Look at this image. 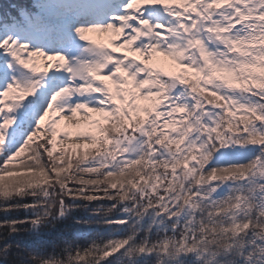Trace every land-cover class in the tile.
<instances>
[{"label": "clouds", "instance_id": "obj_1", "mask_svg": "<svg viewBox=\"0 0 264 264\" xmlns=\"http://www.w3.org/2000/svg\"><path fill=\"white\" fill-rule=\"evenodd\" d=\"M52 3L40 0L34 7L41 13ZM260 5L264 0H254L246 13L231 6L213 12L200 0L194 15L187 14V9L182 13L166 5L149 12L151 23L143 26L142 33L147 34L150 43L143 50L165 52L183 70L167 75L169 71L164 68L138 66L155 82L156 109L132 132L125 130L126 147L120 149L128 154L125 160L114 161L110 168L99 160L86 162L99 165L100 170L93 173L97 182H85L84 188L102 192L103 196L88 194L83 198L114 201L106 207L101 205L106 213H131L124 219L103 223L123 224L126 230L137 225L114 264H128L122 261L128 256L140 257L132 264H264V80L237 71L244 62L252 63L264 56V47H253L247 54L241 52L252 41H264V7H260L255 22L251 19ZM244 14L249 17L246 21L242 20ZM78 39L83 43L63 55L65 65L58 67L67 73L65 78L70 82L74 81L73 73L82 67L85 53L94 54L93 64L110 54L79 34ZM74 84L68 86L62 104L78 102L76 88L82 85ZM37 161L50 175L52 168L59 167L46 158L39 145L21 167L36 168ZM76 169L71 180H82L90 171L81 162L76 163ZM109 171L117 173L124 183L109 187L104 179ZM60 180L66 182L69 177ZM14 187L19 191L11 199L32 197L34 220L46 225L49 232L55 230L58 217L65 216L64 209L87 208L86 204L64 203L63 196L68 195L65 184L60 183L62 194L56 191V182L38 187L21 182ZM58 199L62 207L54 214ZM121 204L131 207H118ZM16 207L29 209L23 204ZM73 222L93 224L91 220ZM13 231L25 233L29 229ZM137 234H141L139 242L132 239ZM80 239L79 233L50 239L52 251L47 256L42 247L32 249L24 244L16 245L9 254L13 246L5 244L0 264H102L107 258L104 254L116 241L98 244L88 237L83 246Z\"/></svg>", "mask_w": 264, "mask_h": 264}, {"label": "rangeland", "instance_id": "obj_2", "mask_svg": "<svg viewBox=\"0 0 264 264\" xmlns=\"http://www.w3.org/2000/svg\"><path fill=\"white\" fill-rule=\"evenodd\" d=\"M81 1L83 2L85 0ZM81 1L53 0V3L49 7L50 16L48 18L49 21L46 22L47 25H45L47 29L46 31L42 28V30L38 29L39 22L37 25L35 24L36 26L34 25L35 27L30 26L33 28H31V30H28V28L24 29L23 27L7 29L6 31L3 30V32L0 33V40L5 37L16 39L19 43H23L27 46L25 49L26 51L33 50L34 48H40V50L44 51L46 54H55L58 52L62 55H67L69 52H74L76 50V46L83 43L79 41L78 34L73 31L75 27H89L95 24H103L109 22L117 14L111 11L109 12L111 14L103 20H101L100 16L96 15L95 11L85 15L84 13L90 11L94 6H97L95 8L96 10L103 7L107 8L109 0H96L94 2L88 0L87 3L83 2L84 4H82ZM169 1L184 6L179 8L178 11L184 13L187 9V14L192 15H194V10L196 9L193 4L200 2V0ZM204 2L207 3L208 6H214L213 12L231 6L232 8L239 9L241 13H246L249 8H252L254 0H204ZM154 6L143 5L138 11L141 15H143L144 8H155L156 6ZM260 7H264V5L257 6L253 12L251 17L253 22H255V18L259 13ZM213 18H215V16ZM93 19L94 21H92ZM248 19L249 17L246 14L242 15L243 21ZM138 20L139 17H137V21ZM26 24L28 25V22ZM236 26L240 27L239 24ZM24 33L27 34L24 36ZM119 35L120 36H114L111 33L90 34V39L87 41H89L95 48L107 50L110 54L107 55L102 62L96 64L92 63L93 53L84 54L83 66L78 70V74L73 78L74 81H77L73 87H75L76 84L82 85L80 91L76 92V95L78 97H82L83 99H79L76 103L82 104L83 106L78 108V112L74 114L71 121H65L63 120V117L67 115L66 112L68 111V108L64 109L65 113L57 114L54 105V109L50 113V116L45 122H42L41 128L37 130V135L33 138V141H31L35 144L41 142L45 143L46 141L50 142V144L47 145L51 148L48 155L52 158L57 157L58 159H61L67 157V160L68 158L72 160L75 155H78L77 158H79V160H83L85 158V156H83L85 151H88L87 148L91 147L90 145L92 143H98L100 148H109L111 150L110 154L112 153L113 156H116L121 148L124 146L126 147L127 142L124 141V135H126L125 130H127V132H132V130L121 125L118 120L117 123L112 121L111 123L105 124L106 117L112 114V110L116 108V105L112 103L110 96L113 92H115L118 99L123 101L127 98V103H125L127 105L124 106H131L128 107V109L135 108L137 104L133 103V100L137 99V96L134 89L140 86V82L142 80H147L149 83L139 88V97H144V94L148 92L153 94L155 92L154 80L145 76L142 68L138 70V66H147L150 69H160L161 67L147 63L151 55L159 52L156 49L151 50V52H145L142 49L139 53H137L136 48L134 47L135 42L130 40L128 44L123 45L122 49L115 50L116 47L121 44L124 32L122 31ZM135 35L137 38L144 37L142 32H137ZM6 55L7 53H5L3 49H0V65H3L4 68H8V64L4 60ZM79 58L80 57H77V59ZM106 58L110 59L109 63L105 61ZM8 61L11 62L13 67L8 69L7 73L0 71V77L7 74L8 81L10 82L14 76L16 83H20L22 86H31L32 91L29 92L22 100L9 102L11 104L10 109L6 108L3 112H0V124L3 123L5 115H11L12 119L14 118L13 122L16 118L21 117V123L24 121V129L20 131L19 135L21 134L22 136L19 139L23 140L27 137V134L34 130L35 120L38 119L40 114H42L43 109L47 106V102L51 98V95L55 91H58L59 87L64 86L60 78H65L67 73L64 72L63 69L58 68V62H56V68H49V71L46 73H33L30 69H25L23 65L17 63L14 58L10 56L8 57ZM33 63L35 65H40L41 67L46 66L47 64L46 61L41 64L39 58H34ZM112 66H118L119 70H115L111 75H108L105 69ZM180 68L178 71L183 70ZM20 73H23L24 75H20ZM166 74H173V72L169 71ZM128 84L131 85L130 88L121 87L122 85ZM44 85L50 86L46 88ZM114 86H116L117 89H114ZM97 89H99V91H97ZM149 99L152 105H157L158 96L153 95L149 97ZM85 101L101 103L105 106L104 111L107 112V115L105 117L94 116V118L101 119L103 122L93 121V125L95 126V132L93 134L76 135V125L82 120V116L86 115L87 109L92 106L91 104L85 103ZM57 103L59 105V100ZM140 103H144V101H140ZM12 126L13 125L11 124L4 129H0V134L2 133L5 138L8 139L9 129H13ZM116 126L119 127L121 135L107 137L108 129L116 128ZM65 131L68 132V135L64 133ZM83 141H86L87 144H81ZM15 143L16 142L10 145V147L13 148L12 150L16 147ZM103 153L104 152H97L94 155L91 154L89 156H97L100 158L99 156ZM106 154L107 153L103 155V159ZM47 159L49 160V158ZM77 162L83 163L84 160ZM68 164H70V162ZM14 171H16L15 173L26 172L25 169ZM37 179L38 176L35 177L36 182L39 181H37Z\"/></svg>", "mask_w": 264, "mask_h": 264}, {"label": "snow or ice", "instance_id": "obj_3", "mask_svg": "<svg viewBox=\"0 0 264 264\" xmlns=\"http://www.w3.org/2000/svg\"><path fill=\"white\" fill-rule=\"evenodd\" d=\"M169 0H109V5L111 11L117 13L113 19L109 22L103 24H95L89 27H75V32L79 34L84 40L90 39V34L94 33H111L114 36H120L119 34L123 31L124 35L122 36L123 42L116 47L115 50H120L123 48L124 44H128L131 41H134V47L136 48V52L139 53L146 44H149L150 41L147 38V34H144V37L137 38L135 33L143 32V26L150 24L149 20V12L153 8H144L143 15L138 11L141 9L143 5H155L159 7L160 5H167ZM139 6V7H138ZM155 7V8H156ZM137 17L139 20L137 21ZM26 45L23 43H19L16 39H12L10 37H5L0 40V49H3L7 55L4 57L5 62L8 64V68H4L3 65H0V71L5 73L8 72V69L12 68L13 65L10 61H8V57L14 58V60L23 65L25 69H30L33 73H46L49 71V68H56L58 62V67H63L65 65V58L60 53L55 54H46L44 51L40 50V48H34L33 50L26 51ZM34 58H39L41 64L44 61L47 62L46 66L41 67L40 65H35L33 63ZM138 59V57H137ZM147 63L155 66H159L161 68L167 69L168 71L174 72L178 71L180 66L176 65L174 61L171 60L170 55L165 52H156L151 55ZM119 70L118 66H112L105 71L108 75H111L113 71ZM77 72H74L73 75H77ZM20 75H24L20 73ZM63 82L62 87H59L58 91H55L50 100L47 102V106L43 109L42 114L39 115L38 119L35 120V128L27 137L23 139L22 143L19 144L14 150L11 149L10 145L15 142L16 134L14 129H9V140L5 142V136L0 134V145H4L3 149H0V199L5 201H11V197L15 192H18L19 189L14 187L16 185L23 184L28 187H33L35 181V177L39 176L42 180L49 179H57V176L54 174L56 172L55 168H52V175L49 174L48 170L43 166L41 161H37L39 164L36 168L31 167H23L26 170V173H15L8 165L15 158L19 157L26 148L30 146V142L33 141V138L37 135V130L41 128L42 122H45L46 119L50 116V113L54 109L57 114L65 113L64 109L68 108L66 112L67 115L63 117L65 121H71L74 117V114L78 112V108L82 107V104L72 103V104H62L61 100L64 99L65 95L68 94V86L75 81H68L66 78H60ZM149 83L147 80H142L140 82V86L134 89V92L137 96V99L133 100V103L140 105H149L151 101L149 97L155 95L153 93H145L144 97H139V88ZM121 87L130 88L131 85H122ZM81 87L76 88V92L80 91ZM32 91L31 86H22L20 83L15 82V77L13 76L12 81H8L7 74L3 77H0V112H3L4 109H10L11 104L10 101L22 100L29 92ZM99 91V89H97ZM7 98V99H5ZM79 99H83L79 97ZM112 102L116 105L114 111L119 112L120 108L127 103V98L125 100H120L117 98L116 93L113 92L110 96ZM59 100V105H58ZM140 101H144V103H140ZM87 104H91L92 106L87 109L86 115L82 116V120L76 125L77 132L76 135H85V134H93L95 132V126L93 125V121L103 122L101 119L94 118L95 117H105L107 112L104 111V105L101 103H93L92 101H85ZM13 124V119L11 115H5L3 119V123L0 124V129L6 128L8 125ZM65 134L68 135V132L65 131ZM50 142H45L39 144L40 149L43 151L44 155H48L51 151L49 145ZM86 145L87 142L83 141ZM35 150V149H34ZM130 151L135 152V148H130ZM48 158L52 160L53 158L48 155ZM58 159V158H55ZM122 174V173H121ZM109 176L112 177L109 179ZM7 178V179H6ZM105 180H108L109 187L115 188L117 184L120 182L116 173L109 171L108 174L104 177ZM71 180V177H69ZM87 183H96V180L93 181H85ZM62 186L64 182H61ZM123 199V197H121ZM17 203H9L7 207L4 209L5 211L17 209ZM24 207H35V204H23ZM126 212V210H125ZM38 221L32 220V223L35 224ZM24 223L23 220L20 219H9V220H0V226L7 225L10 229V232L16 233L13 231L14 229H18V225H22ZM112 225V224H109ZM123 225V224H121ZM128 235L125 228H121L117 231V234L114 236L124 237L125 239H117L114 243V247H112L109 252L104 255L109 258V264H114L116 262V258L120 256L121 251L127 247L129 240ZM132 239H136L133 237ZM112 243V241H109Z\"/></svg>", "mask_w": 264, "mask_h": 264}, {"label": "trees", "instance_id": "obj_4", "mask_svg": "<svg viewBox=\"0 0 264 264\" xmlns=\"http://www.w3.org/2000/svg\"><path fill=\"white\" fill-rule=\"evenodd\" d=\"M39 2L40 0H0V33H2L3 30L5 31L11 28L24 27L26 26L27 22L34 21L36 19V15L34 13L37 11V9L34 6ZM208 7L210 8L211 11H214L213 5ZM47 12L48 11L46 10L45 13ZM253 47H264V41H252L248 45H246V47L242 49L241 52L243 54H247L249 49ZM212 71L220 72L219 69H212ZM237 71H239L245 77L251 79L264 80V56L257 57L256 60L252 63L244 62L242 65L238 67ZM232 75H234V73ZM114 89H117L116 86H114ZM124 105L120 108L119 112L112 110V114L106 117L105 124L111 123L112 121L117 123L118 120L121 123V125H123L124 127H128V129L132 130L138 123L148 118L150 113L156 109V105H152V104L151 105L149 104L150 106L149 105L143 106L137 104V106L133 109H128V107L131 106L126 107ZM114 117L117 119H115ZM12 125H13L12 128L15 130V134H16L15 144L16 147H18L19 144L22 143L23 141L19 139L22 136L21 134L19 135V133L21 130L24 129V121L21 123V117L16 118V120L13 122ZM113 135L114 136L121 135L119 127L116 126V128L108 129L107 137H112ZM8 140L9 137L8 139L5 138L6 143L8 142ZM41 143L35 144L30 142V146L25 149V151L20 155V157H17L10 162V164L8 165L10 170L16 172L14 170L18 171L24 169L23 167H21V165L28 161L29 153H31L34 149H36L37 145ZM90 146L91 147L87 148L88 151L87 152L85 151L83 155L85 156V158L83 159L84 162L83 163L81 162L82 167H88L90 169L89 174L84 175L82 180H68L64 182L65 184L64 190L68 192V195L63 196V200L65 204H73V203L82 204V205L86 204L87 208L64 209L65 216L58 217L59 222L57 223L55 230L49 232L46 225L40 224L39 222L35 224L32 223V220L35 219V214L31 210L32 207H29V209L20 208L9 211L4 210L9 203L32 205L34 204V200L32 197H26L23 199L17 197L16 199H12L11 201H5L3 199H0V220L20 219L23 220L24 223L22 225H18L17 228L22 229L27 227L29 229V231L25 233H17V232L12 233L10 232V229L7 225L0 226V255L5 254L4 251L5 244H11L13 246L12 249L8 250L9 254H11L14 251L16 245L24 244L26 247L32 249H40L42 247L44 252L43 254L47 256V253L52 251L51 245L48 243L50 239L59 238L60 236H65V235L71 237L73 233L80 234L81 239L79 243H81L83 246H86V239L88 237L95 238L98 244H103L105 241L110 239L117 240L120 238L114 235L117 234V231L119 229L125 228V225H120L116 223H113L112 225H108L103 223V221L111 220L115 222L120 219H124L126 216L131 215V213H127V212L106 213L104 209L101 207V205L106 207L111 203H113L114 201L107 200L106 198L87 201L83 198L85 195L88 194L98 197L103 196L102 192L97 193L96 191H92L90 189L84 188L85 181L96 180L97 177L93 175V173L98 172L100 170L99 165H95V164L88 165L86 162L89 160H99L104 164L106 168H110L111 164L114 161H123L128 157V154L126 152L119 151L116 154V156H113L112 153L110 154L111 150L109 148L107 147L100 148V146H98V143H92ZM3 147L4 145H0V149ZM11 149L13 148L11 147ZM97 152H104V153L101 156H99L100 158H98L97 156H89L91 154L94 155ZM105 153L107 154L103 159L102 157ZM77 156L78 155H75V157L72 160L69 158L67 160L66 159L67 157L55 160V158L57 157H53L51 161H54L56 164L59 165V167L55 168L56 172L54 173L57 176V179H49V181H47V180H42L41 177L38 176L37 181L38 180L39 181L35 182L33 186L38 187L44 184H50L56 182L57 183L56 191L58 193H61L60 183L62 181L60 180V178L62 176H68V177L73 176L75 174V171H78V169H76L77 161H83V160H79ZM46 158H48V155L46 156ZM31 159L35 161L36 157L32 156ZM69 162L70 164H68ZM129 167L132 166L130 165ZM25 174L27 173L25 172ZM120 175H123V173ZM143 182L144 180L140 181V183ZM123 183L124 181L120 180V182L117 185ZM157 183H159L158 180ZM49 192H51V189H49ZM169 204L171 205L170 201ZM57 205H58L57 208L53 210L54 214L59 212L62 207L59 205V199L57 200ZM125 206L131 207L130 204L118 205V207L121 208ZM36 207H38L42 211V207L40 206H36ZM93 209H98V211L94 212ZM66 217L67 219H65ZM48 219L51 220L53 219V217H48ZM132 219L136 220V217L132 216ZM144 219L147 220L148 218L145 217ZM80 220H91L93 221V224L78 225L73 222ZM95 221H101V223L97 224L95 223ZM136 227L137 225H133L131 229H127L126 230L127 234H130L131 231H134ZM64 228H67L68 231L67 232L62 231V229ZM140 235L141 234L136 235L137 242L140 241ZM61 258H63V254H61ZM148 258H152V257L150 256ZM138 259H140V257H135V256L122 257V261L128 262V264H132V262ZM102 264H109V258H106L104 261H102Z\"/></svg>", "mask_w": 264, "mask_h": 264}, {"label": "bare ground", "instance_id": "obj_5", "mask_svg": "<svg viewBox=\"0 0 264 264\" xmlns=\"http://www.w3.org/2000/svg\"><path fill=\"white\" fill-rule=\"evenodd\" d=\"M83 66V65H82ZM75 82H77V81H75ZM46 86V88L48 87V86H50V85H44V87ZM42 87H43V85H42Z\"/></svg>", "mask_w": 264, "mask_h": 264}]
</instances>
